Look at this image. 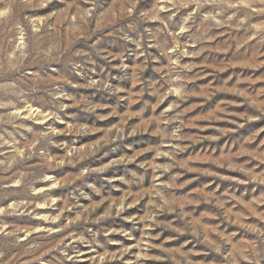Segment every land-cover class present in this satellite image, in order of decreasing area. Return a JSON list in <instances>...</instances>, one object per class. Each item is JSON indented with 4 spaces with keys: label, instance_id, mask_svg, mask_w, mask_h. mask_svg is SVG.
Instances as JSON below:
<instances>
[{
    "label": "rangeland",
    "instance_id": "1",
    "mask_svg": "<svg viewBox=\"0 0 264 264\" xmlns=\"http://www.w3.org/2000/svg\"><path fill=\"white\" fill-rule=\"evenodd\" d=\"M0 264H264V0H0Z\"/></svg>",
    "mask_w": 264,
    "mask_h": 264
}]
</instances>
